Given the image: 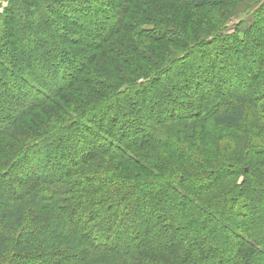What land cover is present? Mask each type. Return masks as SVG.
Returning <instances> with one entry per match:
<instances>
[{
	"label": "trees",
	"instance_id": "16d2710c",
	"mask_svg": "<svg viewBox=\"0 0 264 264\" xmlns=\"http://www.w3.org/2000/svg\"><path fill=\"white\" fill-rule=\"evenodd\" d=\"M176 2L227 11L205 29ZM232 2L8 0L0 264H264V6L228 37ZM235 60L240 90L217 73Z\"/></svg>",
	"mask_w": 264,
	"mask_h": 264
},
{
	"label": "rangeland",
	"instance_id": "374dc122",
	"mask_svg": "<svg viewBox=\"0 0 264 264\" xmlns=\"http://www.w3.org/2000/svg\"><path fill=\"white\" fill-rule=\"evenodd\" d=\"M231 1H233V2L230 5L231 8H230V10L228 12L232 16V18H231L230 22L225 26L224 30L222 31L223 35L228 36V37L234 36V34L236 32V28L238 30H240L242 33H244L246 30H248V28L254 23V18H253L252 14L254 12L260 10L262 8V6H264V0H231ZM7 3H8V0L0 1V11L1 12H4V10H5L4 8H6ZM176 3L179 4V2H176ZM223 4L225 5V3H223ZM224 5H221V6H219V8L215 9V10L218 11L220 9V7H221L222 12L218 13V14H220L219 17L214 16L212 14H207L208 11L206 10V8L205 9L204 8L194 9V8H186V7H183V6L180 5L178 18H179V21H180L181 24L185 23V25H189L190 24V25L194 26V22L193 21H196V22L200 23V26L205 27V29H206V27L208 28V26H210V25H211V27H214L216 25V22L221 20L220 17H222V15L225 13V11H227V8ZM79 18H80L79 19L80 21L82 19L85 20V17H83V15H79ZM116 19H117V17H116ZM99 20H100V18H99ZM113 21H114L113 20V14H111L106 19L100 20V24H102V26H103L101 34L106 35V32L108 31V29H110L109 27L113 23ZM217 28H218V26L216 28H214V29L216 30ZM187 30H189V29L187 28ZM193 38H195V37H193ZM83 39H85V36L81 37L79 40L82 41ZM94 40H96V39H94ZM193 40L194 39H192V41ZM48 50L52 51V47H48V46H44L43 45L42 51L47 53ZM200 53L201 54L202 53L205 54L204 55L205 59L202 57V62H205L206 65L207 64L209 65L208 61H210V60L206 58L208 50L205 51V48H203L202 51H200ZM212 54H213V52H212ZM26 55L27 54H25V56ZM224 56H226V54H224ZM196 57L197 56L193 57L191 60L193 61L194 58H196ZM254 58L257 59L256 56ZM197 60L201 61L199 59H197ZM235 63H236V60L232 62L233 65L232 64L228 65L226 71H224L222 69L223 68L222 67L217 73H219V75L222 76L224 73L226 74L227 71H228L229 73H227V74H228V77H229V81L227 83V86L233 87V88H235L237 90H240V89H242L241 84H239V83L235 84L234 83V81H235L234 79L236 78L235 76H238L239 74H241V67L237 66ZM242 64H243V62H242ZM221 65L224 66V61L221 62ZM187 69L189 70V68H187ZM203 73H204L203 75H205V78H203L202 81H201V82H203V85H202L203 88H202V92L201 93L206 94V93H208V90H209V88L207 87L206 78H209L208 76H211V73H210L209 70L208 71L204 70ZM60 75H62L61 72H60L59 76ZM186 76H188V74H186ZM182 79H184V77H182L180 75L179 78L177 79V81L181 82ZM198 90H196L195 92L200 93L199 91H201V90H199V91ZM198 93H196V94H198ZM1 96L2 95L0 93V98H1ZM131 103L133 104V102H131ZM155 106L156 105H154L153 107H155ZM176 110L180 111L181 109L177 108ZM169 112H171L170 108H169ZM136 119H137V121L140 120V122L142 120L139 116L136 117ZM40 175H43V172L40 173ZM147 190H151V189L149 188ZM23 196H25V190L19 189L18 187H16L15 193L12 194V195L7 196L6 198H7L8 202L12 203V200L16 199L17 197H23ZM176 203L174 201L167 202L165 204V206H164L166 211L168 213H170L173 210H175V208L178 207V204H176ZM133 204H134L133 209L137 208L138 204L136 202V199H133ZM260 206H262V205H260ZM0 207H2V204H0ZM137 216H138V214L137 215L132 214L130 216V220L128 221V223L133 225L132 224L133 223L132 219L136 218ZM29 223L30 222L27 221V225L24 228L19 229L18 232H23L24 233V230L30 228ZM127 233L131 234V230L129 229L127 231ZM69 234L70 233H68V235ZM68 235H66V236L68 237ZM16 237H17V232H16ZM67 237H64V239L67 238ZM131 244L132 243L129 240L127 248ZM127 248H123V249H127ZM35 256H36V254L30 255L29 257H27L25 259L23 264H51V263H53L54 261H56L60 257L59 252H57V253L51 252V254L48 257L40 259V262L36 263ZM19 264H21V262Z\"/></svg>",
	"mask_w": 264,
	"mask_h": 264
}]
</instances>
